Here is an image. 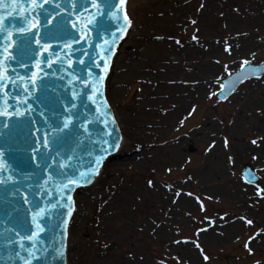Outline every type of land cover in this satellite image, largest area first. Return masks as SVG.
<instances>
[{"label":"rangeland","instance_id":"rangeland-1","mask_svg":"<svg viewBox=\"0 0 264 264\" xmlns=\"http://www.w3.org/2000/svg\"><path fill=\"white\" fill-rule=\"evenodd\" d=\"M184 1H129L130 31L117 55L124 67L119 74L123 82L115 99L109 82L106 97L126 133L142 90L152 81H173L194 90L202 87L199 80H203L206 88L183 105L171 126L159 128L149 138L154 143L152 156L123 163L109 174L102 169L88 189L92 200L77 203L86 215L78 232L82 243L71 244L76 234L70 229L66 264H95L109 248L122 255L126 264H264V73L245 80L223 102L215 97L218 81L238 71L245 61L264 63V26L257 21L238 30L231 16H245L242 1L217 0L221 13L211 16L209 33L203 37L197 14L204 1ZM182 2L186 8L180 14ZM178 17L182 19L175 25ZM148 22L149 32L160 36L153 39L159 45L143 48L134 34L139 24ZM238 33L251 36L250 48L240 50L247 36L242 40ZM197 35L209 48L202 58L190 61L192 48L188 47ZM157 70L162 71L159 78ZM166 104H159V122L167 115L162 114ZM129 140L125 150L130 153L144 146ZM175 152L178 157L172 161ZM245 165L258 173L256 186L241 178ZM107 191L120 196L125 210L107 228L113 231L109 238L100 218V196Z\"/></svg>","mask_w":264,"mask_h":264},{"label":"water","instance_id":"water-1","mask_svg":"<svg viewBox=\"0 0 264 264\" xmlns=\"http://www.w3.org/2000/svg\"><path fill=\"white\" fill-rule=\"evenodd\" d=\"M125 1L0 0V264H66L73 195L97 174L81 175L131 155L101 151L120 144L105 95ZM263 73H230L218 101ZM241 174L258 180L249 166Z\"/></svg>","mask_w":264,"mask_h":264},{"label":"bare ground","instance_id":"bare-ground-1","mask_svg":"<svg viewBox=\"0 0 264 264\" xmlns=\"http://www.w3.org/2000/svg\"><path fill=\"white\" fill-rule=\"evenodd\" d=\"M129 1L130 3H132L133 0H128L127 5L129 4ZM188 1L189 0H185L184 2H188ZM203 1H204V6L202 9L199 10L197 14V17L198 16L200 17V19H198L199 23L197 29L201 32L203 37H206L205 34L208 35L210 28L209 26L212 22L211 16L214 13H221L220 11L222 9H220L219 6L218 7L215 6V2L217 0H203ZM241 1L243 7L246 8L245 16L241 17L239 13L237 14L234 13V15L231 16L232 25L237 26L239 28L238 30H241L243 26H246L249 23L254 24L255 22L259 21L260 23H263L264 26V0H240L239 2ZM183 4L184 3L182 2V6H180L181 8H179V10L177 11L180 14H182L183 13L182 10L186 8L185 5ZM179 19L182 18L178 17V20H175V25L176 23L180 22ZM173 22H172V26H173ZM156 23H157L156 25L159 26V22L157 21ZM150 24L151 22L139 24L138 29L134 34V37L136 39L142 40L143 48H145V46H150V45L154 47L159 45V42L153 39L157 38L159 40L160 36L156 34L157 32L155 31L149 32ZM156 25L154 26V29L157 28ZM134 28L136 29V27ZM237 35H242V40H244V38L247 36V38H245V43L240 44L239 46L240 50H245L252 46L253 43L251 42V38H250L251 36L249 34L247 35V33H242V34L238 33ZM203 37L201 35H197V37H195L190 42L189 44L190 46L188 47L190 49L192 48L189 58L190 61H192V59L195 56L202 58V56H204V54L207 52V49L209 47L203 45L205 44ZM124 41H122V44L124 43ZM261 41L264 42V37L263 39H261ZM213 43H217V41L213 39ZM214 51H217V49H215ZM119 52H120V46H118L116 50V54L118 55ZM117 58L118 57L116 56L111 66V74L114 71L115 72L112 74V77H110V81H109L111 82L112 89L110 90V92L113 99H115V95L117 94L118 87H120L123 82L122 79L123 77L120 76L119 74L124 67L121 66L122 60L117 61ZM114 65L116 66L114 67ZM205 70L207 72V69ZM160 72L162 71L157 70L154 72L156 74V77L159 78ZM163 81L164 80L157 79L151 82L152 86H145L143 88L141 96L136 105V110L133 112V116L130 117L129 119L130 131L126 130V133H123V129H121V126L119 124L120 135L122 140L120 141L119 148L116 151L130 153L128 150H125L126 145L130 142L129 139L131 140L136 139L144 143L143 148L136 153H131L130 157H119L120 159L114 163H104V170L106 169V172L108 174L111 173L113 170H115V168L124 166L123 163L132 162V160L134 159H142L152 156L153 153H151L152 151L151 148L154 146V143L148 142L149 138L152 135L158 134L159 128L162 127L165 128L171 126L175 122L177 115L181 113L183 109V105H185L187 101L190 100L196 92L203 91L204 88H206V84L205 82H203V80H199L200 83H203L202 87L201 86L197 88L194 87V90L191 87H187V86L185 87L176 86L175 82L173 81H167V82L166 81L163 82ZM154 85L157 86L154 87ZM108 86H110V84ZM161 101L167 103L166 106L163 107L165 110L164 109L162 110L163 111L162 114H167V115L163 119H160L159 122V104ZM177 157L178 155L175 152L172 153L170 159L172 161H175ZM157 160H159V158H157ZM91 186L88 187L87 189H84L85 197L82 196L75 197L74 216L68 228V231H70L71 229L74 235L76 234V236L73 237L71 243L74 246H80L82 243L78 237V232H80L82 227H84L85 217H86V215L82 212L81 207L79 208L77 206V203L79 206H81L84 203H88L90 200H92L91 198H93V195L91 191L88 190L91 189ZM100 198L102 199V206H101L102 211L100 218L104 225V236H106L107 238L113 237V231H110L107 228H109L110 225H113L114 223L113 221L116 219V217L121 216L125 212L124 205H122L120 196L118 194L114 195V193H110L108 191L102 193ZM74 222L76 223V226L73 228L72 223ZM67 246L68 243L66 247ZM95 264H126V259L122 257V255H119L117 251H114L113 248H109L100 255V258H97Z\"/></svg>","mask_w":264,"mask_h":264},{"label":"snow or ice","instance_id":"snow-or-ice-1","mask_svg":"<svg viewBox=\"0 0 264 264\" xmlns=\"http://www.w3.org/2000/svg\"><path fill=\"white\" fill-rule=\"evenodd\" d=\"M37 6H39V5H37ZM127 23L130 26L131 25V20H128ZM244 64L246 66H250L248 61H245ZM100 94L102 95V93H100ZM105 106H107L106 103H105ZM113 124H115V120H113ZM65 127H67V125H65ZM105 143H108V142L106 141ZM118 148H119V144L118 143H109L108 144V148H102L101 151L107 153L109 149H118ZM102 159H103V157H100V160H102ZM97 163L99 164V161ZM95 174H98V170L95 173H92V174H89V175L82 174L81 175V179H84L87 182H91L92 175H95ZM246 179L248 180V182H252L254 180V177L248 176V177H246ZM72 182L76 183L75 180L72 181ZM249 223H251V222L249 221Z\"/></svg>","mask_w":264,"mask_h":264}]
</instances>
